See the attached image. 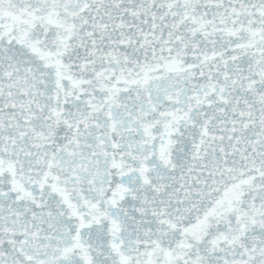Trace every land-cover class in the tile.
I'll use <instances>...</instances> for the list:
<instances>
[{
  "label": "snow or ice",
  "instance_id": "6c2138e0",
  "mask_svg": "<svg viewBox=\"0 0 264 264\" xmlns=\"http://www.w3.org/2000/svg\"><path fill=\"white\" fill-rule=\"evenodd\" d=\"M0 264H264V0H0Z\"/></svg>",
  "mask_w": 264,
  "mask_h": 264
}]
</instances>
